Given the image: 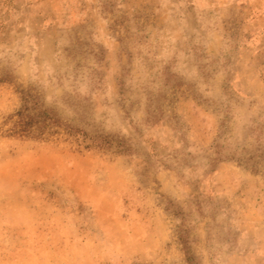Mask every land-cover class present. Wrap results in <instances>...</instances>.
Segmentation results:
<instances>
[{
	"label": "rangeland",
	"instance_id": "obj_1",
	"mask_svg": "<svg viewBox=\"0 0 264 264\" xmlns=\"http://www.w3.org/2000/svg\"><path fill=\"white\" fill-rule=\"evenodd\" d=\"M189 257L264 264V0H0V264Z\"/></svg>",
	"mask_w": 264,
	"mask_h": 264
},
{
	"label": "trees",
	"instance_id": "obj_2",
	"mask_svg": "<svg viewBox=\"0 0 264 264\" xmlns=\"http://www.w3.org/2000/svg\"><path fill=\"white\" fill-rule=\"evenodd\" d=\"M23 101V106L16 114L18 121L12 129L11 135L48 141L66 134L70 141L87 150H107L114 145L113 140L109 137L102 135L91 137L85 131L65 125L55 113L43 109L40 102L29 94L23 98ZM223 158L229 159L228 157ZM182 240L183 244H188L184 237ZM188 260L192 264V257H189Z\"/></svg>",
	"mask_w": 264,
	"mask_h": 264
}]
</instances>
